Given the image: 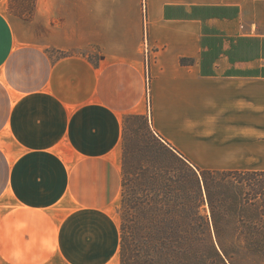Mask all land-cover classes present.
Masks as SVG:
<instances>
[{
    "label": "crops",
    "instance_id": "obj_1",
    "mask_svg": "<svg viewBox=\"0 0 264 264\" xmlns=\"http://www.w3.org/2000/svg\"><path fill=\"white\" fill-rule=\"evenodd\" d=\"M6 1L0 264H119L127 117L199 169L264 171V0Z\"/></svg>",
    "mask_w": 264,
    "mask_h": 264
},
{
    "label": "trees",
    "instance_id": "obj_2",
    "mask_svg": "<svg viewBox=\"0 0 264 264\" xmlns=\"http://www.w3.org/2000/svg\"><path fill=\"white\" fill-rule=\"evenodd\" d=\"M146 129L171 156L172 164L138 166L135 175L144 187L158 191L163 198L170 195L169 201L158 199L153 204L171 202L173 211L147 215L143 211L146 201L136 198L132 243L120 227L119 264H264V171L199 169L163 143L148 125ZM127 156L125 137L123 177ZM122 186L124 189V181ZM229 219L242 226L223 227L232 222Z\"/></svg>",
    "mask_w": 264,
    "mask_h": 264
},
{
    "label": "rangeland",
    "instance_id": "obj_3",
    "mask_svg": "<svg viewBox=\"0 0 264 264\" xmlns=\"http://www.w3.org/2000/svg\"><path fill=\"white\" fill-rule=\"evenodd\" d=\"M35 0H7L5 5L2 6V11L10 16H20L22 19H29L33 12ZM125 137L127 139V153L128 156L125 160L126 173L123 177L124 191L121 200L115 207V215L119 221L120 227L124 228L128 242L132 243L131 230L134 227L132 221L135 220L136 210L134 203L138 199H144L146 202L143 204V211L150 215L155 211H173L172 203L168 205L161 203V206L153 204V200L172 199L170 195L165 199L158 191L154 192L149 187H144V182L139 181L135 173L138 172L137 167H146L147 164L152 163L154 166H159L162 162L172 164L171 156H167L164 148L158 144L154 138L148 133L146 124L140 117H127L126 118ZM158 150V151H157ZM161 150L163 153H160ZM172 166V165H170ZM160 181V177H157ZM162 196V197H161ZM206 212L209 213L208 207ZM229 221H232L229 219ZM260 223H257L259 225ZM156 225V224H155ZM244 225V224H243ZM223 227L229 229L240 228L242 224L239 222H231L222 224ZM260 262H253L252 264H259Z\"/></svg>",
    "mask_w": 264,
    "mask_h": 264
},
{
    "label": "built area",
    "instance_id": "obj_4",
    "mask_svg": "<svg viewBox=\"0 0 264 264\" xmlns=\"http://www.w3.org/2000/svg\"><path fill=\"white\" fill-rule=\"evenodd\" d=\"M143 50H144V55L146 56V61L147 63L149 62V51L147 50V42H144L143 44ZM148 66V65H147ZM149 83H150V78L148 75V72L145 73V86H146V90L149 91Z\"/></svg>",
    "mask_w": 264,
    "mask_h": 264
}]
</instances>
